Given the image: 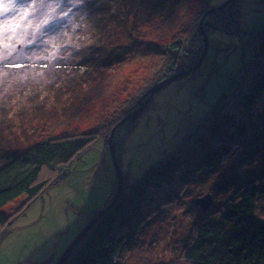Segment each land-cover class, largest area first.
Here are the masks:
<instances>
[{"label":"rangeland","instance_id":"obj_1","mask_svg":"<svg viewBox=\"0 0 264 264\" xmlns=\"http://www.w3.org/2000/svg\"><path fill=\"white\" fill-rule=\"evenodd\" d=\"M104 1L108 6L116 2ZM186 1L175 2V8H182L178 26L168 35L172 40L185 39L181 21L189 17L193 9L192 3ZM90 3L86 0H37L36 14L30 15L26 10L19 12V0H0L1 14L14 13L9 17V25L13 27L8 28L7 34L0 32V145L1 141L9 139L2 134H7L5 129L8 128L14 130L22 147H28L46 135L79 136L94 131L95 139L68 163L57 166L53 172L43 171L42 179L46 181L51 180L53 174L62 180L42 191L0 235V264H56L77 235L115 198L120 183H124L123 194L113 209L118 204L122 206L121 199L126 200L127 196H123L125 187L148 169H158L161 160L179 145L178 142L175 147L163 151V145L155 146L156 137H164L167 130L174 137L195 126L194 129L200 128L196 135L209 141L212 134L203 122L209 118H222L224 124L216 135L220 140L209 143L214 148L218 144L224 145L226 153L209 168L211 170L200 172L198 162L203 161V156L199 155L205 148L199 149L197 143L187 151L180 150L178 156L188 162L187 169L191 165L185 177L188 180L182 179L175 185L169 180L170 186L166 188L169 194L162 188H149L148 196L140 199L144 204L139 203L144 216L142 221H148L134 235L132 249L126 250V257H132L126 264H189L183 260L182 250L196 222L236 198L241 185L261 184L264 178V131L257 118V111L264 106V93L252 97L255 103H247L245 97L251 90L249 86L255 73L253 66L249 67L252 69L246 76L250 79L244 78L248 63L255 64L257 58L264 60L257 52L259 29L264 24V0H211L214 10L207 11L200 21V30H206L208 42L201 66L159 89L135 121L128 119L120 126L123 128L115 130L111 146L112 129L128 115L122 117L123 111L139 97L140 104L145 101L142 102V96L150 97L151 87L147 89L146 84H152L163 67L165 71L171 68L172 65L164 66L166 60L181 63L177 59L182 57L180 52L184 53L182 45L185 42L178 44V48L168 43L160 44L164 52L157 53L152 59L145 58L127 68L116 69L113 66L116 56L127 55L124 45L117 52L112 49L107 54L91 36L83 37L92 29L87 19L92 12ZM95 3L104 5L102 0ZM220 9L234 11L238 25L228 21V31H214L202 24L209 20H205L206 17ZM224 17L229 19L228 15ZM147 25L145 40L155 39L159 29ZM76 44L80 47L79 52ZM200 56L201 53L198 58ZM125 59L130 61L131 57ZM5 60L26 66L5 68L2 65ZM80 60L84 66L89 65L86 71L74 66ZM108 76L113 78L105 82L104 92L96 98H86L96 91L99 80ZM55 81L77 87L78 91L72 92L69 99H65V95L56 98L50 93ZM79 100L83 101L78 105ZM221 100L223 102L217 105ZM2 101L9 103L3 105ZM11 103L16 107H7ZM74 105L79 108V114L68 121L62 113ZM25 108L26 111H37L36 118L28 112L19 113ZM130 124L133 125L128 127ZM166 140L169 138L161 142ZM112 152L122 171L120 183ZM4 153L0 150V166L10 156ZM206 196H209L210 204L203 211L193 201ZM25 199L26 196L21 195L2 211L15 210ZM255 217L264 224V194L257 199ZM122 257L119 252L116 261L119 263Z\"/></svg>","mask_w":264,"mask_h":264},{"label":"trees","instance_id":"obj_2","mask_svg":"<svg viewBox=\"0 0 264 264\" xmlns=\"http://www.w3.org/2000/svg\"><path fill=\"white\" fill-rule=\"evenodd\" d=\"M86 1L91 2L90 10L92 12L87 19L92 24V29L89 32L86 31L83 37L91 36L90 38L97 42V46L105 48L103 52L107 54L112 49H114V52H117V49L121 45H124V52H127L125 56L131 57L130 61H127L125 56H116L113 65L116 69L127 68V66L134 63H140L145 58L152 59L154 56H157V53L160 54L163 51L160 44L168 43V45H173L171 47L178 48V44L180 45L182 42H185L182 45L184 53L180 52L182 57L177 59L181 63L177 64L176 60L170 62L166 60L164 66L172 65L171 68L165 71L163 67L161 69L162 73L156 75L157 79L152 84H146L147 89L197 63L199 54L203 48L200 21L207 11L215 8L211 4V0L209 2L207 0H187L192 3L193 9L189 17L181 21V30L185 35V39H173L177 40L174 42L168 35L178 26V17L181 14L182 8V6L181 8L178 6L175 8L176 0H116L111 6H108L104 0H102L104 5L95 3L98 0ZM36 3L37 0H19V12L20 10H26L30 15L36 14ZM233 12L227 9L215 11L213 14L211 13L213 20H211L212 15L206 17L205 20H209L206 23L204 22V25L214 31H225L226 28H223V25L226 26L228 21H236L233 17ZM13 14L11 12L6 14L0 13V32L2 34H7L8 28L13 27L9 25L11 21L9 17ZM227 15L229 19L224 17ZM23 18L25 20V16ZM147 24L159 29V34L156 33L157 37L148 41L144 38V32L148 29ZM259 31L261 35L257 41V52L264 59V24L260 27ZM159 40L160 42H158ZM186 42L189 44L188 50ZM166 47L168 46L166 45ZM79 48L77 45L76 51L79 52ZM15 60L23 61L21 58H16ZM4 62L2 65L5 68H22L26 66L25 63L13 65L8 60ZM82 63V60L77 61L74 66L79 67L78 70L82 71L84 69L86 71L89 65L86 64L84 66ZM250 66H253L254 70L252 71H255V73H253L251 86H249L251 90L248 91L245 98L247 103H255L256 101L252 97L264 93V60L257 58L255 64L253 62L251 64L248 63L244 68L245 79H250L246 78V76L250 75L249 72L252 69H249ZM146 69L150 70V68ZM112 78L108 76L101 81L99 80L100 84L95 87L96 91L90 95L88 94L86 98L92 99L94 96L96 98L99 94H102L105 90L104 85L107 84L105 82L111 81ZM55 82V86L51 87L50 93L51 95H55L56 98H61L62 95H65L64 98L68 97L69 99V95L77 90V87L75 89L65 82ZM146 90L142 95L146 93ZM136 96L138 97L139 95ZM142 97L143 102L147 96L145 98L144 96ZM140 98L136 102L129 104L130 106L123 111L122 117L139 107L140 103L138 102ZM225 98L226 96L223 99ZM82 101L79 100L78 105ZM2 102L3 105L9 103L6 101ZM221 102L223 101L221 100L217 105ZM7 107L15 108L16 106L11 103ZM259 109L257 111V118L262 123L261 128L264 131V106ZM33 110L26 111L25 108L20 110L19 113H31L33 119H35L34 115L37 111ZM62 114V117L68 121L73 120L75 119L74 117L78 116L79 108L74 105ZM210 119L208 121L205 119L206 122L204 121L203 124L206 123L208 129H210L209 131L212 134L210 143L212 144L213 140H220L216 135L218 128L224 124V120L222 118L220 120L217 118ZM132 125L130 124L128 127ZM194 127L189 128L185 132H178L174 137H172L173 133H169V130L164 132V137H161V135L156 137L155 146L158 143L159 145H163V151L171 148V146L175 147L178 142L179 145L175 148L176 150L171 151V153L169 152V155L167 154L166 159H162L161 163L159 162L160 167L158 169H148L133 184L125 187L123 196L127 197L126 200H120L123 203L122 206L118 204L99 219L94 228L74 248L64 264H126L132 258L130 256L126 257V250L132 249L136 239L134 235L148 221H142L144 216L142 215L143 211L141 210L142 213L140 212L139 203L143 202H140V199H145L148 196L147 194L151 186L153 188H162L163 192L169 194L168 189H166L168 188L167 186H170L168 185L169 180L174 181V185L178 184L182 179L188 180L185 177L191 165L187 169L186 165L188 162L183 157H179L178 152L182 149L187 151L192 144L197 143L199 149L203 150L205 148L199 155V157L203 156V161L199 160L198 162L200 172L211 170L209 168L218 162L217 160L222 157V154L226 153V148H223L224 145L218 144L217 148H211L210 140H204L202 139V135H196L197 132L199 133L200 128L194 129ZM5 130L7 134L3 132L2 134L4 138L9 139L1 141L0 150L10 156L0 166V235L5 232L7 227L12 225L20 213L26 210L32 200L41 195L42 191L48 186L54 185L55 182L62 180L61 178L59 179V175L57 176V174H53L52 179L49 181L42 179L45 169L53 172L57 166L68 163L77 153L83 151L95 140L92 135L94 131H87L79 136H73V134L38 136L39 138L36 141L28 144L30 146L22 147L14 135V130L10 128ZM6 135L9 137H6ZM168 138L169 140L161 142ZM185 170L187 173H185ZM163 182L165 186L162 184ZM263 194L264 178L261 184H252L250 182V184L238 187L236 198L226 202L217 212L196 222L194 225L195 229L182 250L183 260L189 264H264V224L255 217L257 199ZM21 195H25L26 199L19 207L11 212L2 211L3 207ZM119 252L123 256V260L120 261L121 263L116 261Z\"/></svg>","mask_w":264,"mask_h":264},{"label":"water","instance_id":"obj_3","mask_svg":"<svg viewBox=\"0 0 264 264\" xmlns=\"http://www.w3.org/2000/svg\"><path fill=\"white\" fill-rule=\"evenodd\" d=\"M214 10V9H212ZM202 36H203V39H204V45H203V51L201 53V56L197 62L196 65H194L193 67L187 69V70H183V71H179L177 72L175 75H173L172 77H170L169 79H166V81H162L161 83H158L156 84L155 86H153L150 91H149V94H150V97L147 96V98L145 99V101L139 105V107L137 109H135L134 112H130L128 113V115L123 118L121 120V122H119L117 124V126H115L111 133H110V136H109V146H111V140L114 136V132L115 130L120 127L123 123H125L126 121H128V119H130V121H135V119L139 116V114L145 109L147 103H148V100L153 97L156 92L161 89L163 86H165L166 84H168L170 81H174V80H177L181 77H184L190 73H193L194 71H196L202 64L203 62V58L205 57V54H206V50H207V36H206V33L205 31L202 30ZM140 103V102H139ZM112 157H113V163L115 164V167H116V170H117V173L119 174L120 176V179H119V183L121 182L122 180V171L118 168L117 164H116V160L114 158V155H113V152H112ZM123 190H124V183H120L119 184V188L117 190V194L115 196V198H113V200L111 201V203L105 207L102 211H100L98 213V215L96 217H94V219L89 222V224L77 235V237L72 241V243L67 247V249L64 251V253L62 254V256L59 258V260L57 261L56 264H64L66 262V260L68 259V257L71 255L72 251L74 250L75 246L81 242V240L90 232V230H92V228L94 227V224L96 221H98L99 219H101L105 214H107L108 212H110L113 207L115 206V204L119 201L121 195L123 194ZM194 204L196 205H199L203 211L206 210V208L208 207V205L210 204V198L209 196H206V197H203V198H199V199H196L195 201H193Z\"/></svg>","mask_w":264,"mask_h":264},{"label":"bare ground","instance_id":"obj_4","mask_svg":"<svg viewBox=\"0 0 264 264\" xmlns=\"http://www.w3.org/2000/svg\"><path fill=\"white\" fill-rule=\"evenodd\" d=\"M228 23V22H227ZM229 23H233V22H229ZM236 25H238V23L237 22H234ZM202 24H204V23H202ZM223 28H226V30L228 31L229 30V27L228 26H225V25H223ZM218 31H223V30H218ZM230 33H233V32H230ZM188 46L189 45H187V50H188ZM207 47H208V45H207ZM202 51H203V48H202ZM202 53V52H201ZM189 69V68H188ZM185 70H187V69H185ZM129 144H130V141H129ZM211 148H214L213 146H211ZM216 148H217V146H216ZM17 218V217H16Z\"/></svg>","mask_w":264,"mask_h":264},{"label":"snow or ice","instance_id":"obj_5","mask_svg":"<svg viewBox=\"0 0 264 264\" xmlns=\"http://www.w3.org/2000/svg\"><path fill=\"white\" fill-rule=\"evenodd\" d=\"M5 11H7V7L5 6Z\"/></svg>","mask_w":264,"mask_h":264}]
</instances>
